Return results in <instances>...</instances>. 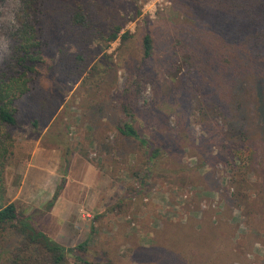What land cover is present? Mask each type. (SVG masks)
I'll return each instance as SVG.
<instances>
[{"label": "rangeland", "instance_id": "obj_1", "mask_svg": "<svg viewBox=\"0 0 264 264\" xmlns=\"http://www.w3.org/2000/svg\"><path fill=\"white\" fill-rule=\"evenodd\" d=\"M228 1L88 0L97 26L117 18L132 37L93 39L96 59L78 79L41 78L43 89L61 92L58 111L39 129L23 122L13 130L8 196L35 214L38 229L66 235V247L87 242L84 258L101 264H264V62L227 36ZM22 8L23 0H0V67ZM127 103L140 133L160 147L151 162L118 130ZM67 146V182L77 159L73 173L95 170L72 189L82 208L53 224L40 211L64 174ZM68 264L84 263L70 256Z\"/></svg>", "mask_w": 264, "mask_h": 264}, {"label": "trees", "instance_id": "obj_2", "mask_svg": "<svg viewBox=\"0 0 264 264\" xmlns=\"http://www.w3.org/2000/svg\"><path fill=\"white\" fill-rule=\"evenodd\" d=\"M228 2L232 11L227 36L233 37V43L250 59L264 62V0ZM137 14H141V9ZM116 19L103 28L97 26L100 22L88 0H23V8L16 14L17 27L9 42L10 57L0 67V264H68L70 256L84 264H101L84 258L81 251L87 250V242L66 247L38 229L33 222L35 214L25 215L8 196L6 172L17 147L14 128L29 122L39 129L42 119L49 121L60 106L61 92L55 93V87L43 89L41 78L55 85L60 80L80 78L96 59L88 47L93 39L104 41L106 45L118 38L123 43L128 41L132 33L122 31L124 24ZM57 38L65 43L58 45V49L56 45L51 46ZM67 42L75 46L76 51L70 53ZM143 50L145 58L153 55L150 33L143 38ZM49 59L54 63L48 64ZM135 91L139 93L140 89ZM127 93L131 94V91L127 90ZM57 95L59 101L55 99ZM118 130L139 142L148 162L160 154V147H155L135 125L130 103L124 107V118L119 121ZM240 146L233 153L240 152ZM66 149L64 174L40 215L52 210L65 188L72 153L69 146Z\"/></svg>", "mask_w": 264, "mask_h": 264}, {"label": "crops", "instance_id": "obj_3", "mask_svg": "<svg viewBox=\"0 0 264 264\" xmlns=\"http://www.w3.org/2000/svg\"><path fill=\"white\" fill-rule=\"evenodd\" d=\"M53 154H54V152H53ZM78 161H80V160L77 159L76 161H74V163L72 165V168L70 170V175L68 176V182L66 184V187H65L63 193L61 194V196H59V198L56 201L55 205L53 206L52 210L50 212H48L47 215H45V216L51 215L53 217V219L51 220V223H53V224L54 223L60 224V222H62V223L69 222L70 217H71V211L70 210H72L76 205L80 209L82 208L81 207L82 204L80 202H78L76 204V201L74 200V196H73V194H75V192L79 188V185L76 183L81 182L82 177H83L84 181H87L88 175L89 174L92 175V173L95 169L93 166H91V169H90V167L87 166L83 175L81 174L82 173L81 169H80L81 172L73 173L75 163ZM80 163H81V161H80ZM80 167H81V164H80ZM76 177H78V179ZM79 177H81L80 180H79ZM56 178H55V180H56ZM53 179H54V177H53ZM25 180H26V178H25ZM42 186H43V183H42ZM73 188H75V192H72ZM49 192H55V186H54V188H52L51 191L49 190ZM71 220H74L73 223L74 222L76 223V221H78L79 219L76 217V219L71 218ZM51 236H53L56 241H58L62 244H64L65 240L67 239L66 235L60 234V233L59 234L52 233Z\"/></svg>", "mask_w": 264, "mask_h": 264}]
</instances>
